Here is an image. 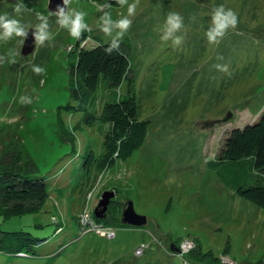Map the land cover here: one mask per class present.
I'll use <instances>...</instances> for the list:
<instances>
[{
	"label": "rangeland",
	"instance_id": "374dc122",
	"mask_svg": "<svg viewBox=\"0 0 264 264\" xmlns=\"http://www.w3.org/2000/svg\"><path fill=\"white\" fill-rule=\"evenodd\" d=\"M18 2L0 0V15L19 20L26 30L40 23L39 15L46 16L54 39L42 46L35 42L27 56L21 53L24 38L0 41V132L14 133L32 156L37 173L46 177L49 197L35 213L0 212V246L22 236L43 240L29 242L27 256L0 250V264H183L186 256L170 245L195 237L219 264L264 263V209L224 187L205 165L226 131L255 121L262 111L264 0H139L123 39L130 46L137 116L149 121L147 135L130 158L92 177L88 187L80 184L78 169L87 145L101 151L102 124L72 131L79 114L58 108L69 98L66 66L77 39L53 13L24 5L17 14ZM96 4L101 0H71L68 6L87 13L92 30L82 42L86 47L97 44L95 37L110 41L98 27ZM219 5L235 11L238 24L213 45L205 32ZM106 11L118 19L127 6ZM170 12L180 13L185 25L178 33L184 42L175 48L160 40ZM218 63L227 64L228 73L217 70ZM34 65L45 73L35 74ZM23 95L32 103L21 104ZM113 185L118 197L131 200L135 212L146 216L145 226L103 227L95 221L100 194ZM85 217H91L89 223ZM3 234L16 237L2 240Z\"/></svg>",
	"mask_w": 264,
	"mask_h": 264
},
{
	"label": "trees",
	"instance_id": "16d2710c",
	"mask_svg": "<svg viewBox=\"0 0 264 264\" xmlns=\"http://www.w3.org/2000/svg\"><path fill=\"white\" fill-rule=\"evenodd\" d=\"M19 2L36 13L49 12L47 0ZM108 2L112 7H119L115 0ZM101 3H105V0H101ZM87 36L86 31L68 52L70 58L67 60L66 69L69 98L58 107L64 112L79 114L72 131L84 126L93 127L97 122L102 124L104 137L101 151L96 154L87 145L78 169L77 178L86 187L90 185L92 177H97L114 167L117 162L130 158L144 143L149 124L148 120H140L137 116L135 80L131 73L128 40L122 39L120 53L113 51L108 55L104 49L110 41L105 42L95 37L97 44L86 47L82 42ZM103 126H106L105 130ZM68 141L74 143L71 138ZM205 165L215 173L224 187L234 190L241 198L264 209V98L258 119L226 131L214 157L205 161ZM37 169L34 159L26 153L18 139H15V134L0 132V212L12 216L41 210L49 197V190L46 177L37 173ZM106 188L113 189L117 196L111 199L103 218L93 217L103 227H112L115 224L125 226L120 218L126 200L118 197L116 185ZM116 210L120 213L119 216L115 215ZM8 235L3 234L2 240L16 237ZM22 237L2 244L0 250L27 256L32 246L27 247L29 242L43 241L40 238ZM181 241H176L175 244H180ZM190 241L192 247L183 254L186 256L183 260L190 264L220 263V259L211 250L201 249L197 237ZM228 249L227 245L225 253ZM253 264L264 263L257 261Z\"/></svg>",
	"mask_w": 264,
	"mask_h": 264
},
{
	"label": "clouds",
	"instance_id": "9594fccd",
	"mask_svg": "<svg viewBox=\"0 0 264 264\" xmlns=\"http://www.w3.org/2000/svg\"><path fill=\"white\" fill-rule=\"evenodd\" d=\"M116 4L120 7L127 6V14H121L118 19H113L111 12L106 11L110 9L112 4L105 0L103 4H96V10L101 13L99 16V29L108 37L110 43L104 49L105 53L111 55L113 51L120 53V45L124 35L128 32L132 24V18L137 14L139 0H115ZM71 0H62L61 4L57 5L55 15L57 16V23L61 28L67 29L69 34L76 39L82 37L84 32H90L92 29L85 22L87 13L82 10L71 9ZM24 4L18 2L14 11L19 14L24 9ZM40 23L35 26L32 36L38 45H44L46 41L54 39V34L49 30L48 18L39 15ZM194 19V18H193ZM238 24V17L235 11L230 8H225L224 5L215 7L211 13L210 26L205 32V36L209 44L218 45L225 37L229 29H236ZM185 31L183 17L178 12L168 13L163 27L161 29L160 40L162 42H171L172 46L179 47L183 44L185 36L178 34ZM13 36L27 38L28 31L25 26L17 19L8 18L7 14L0 15V41L7 42ZM122 54V53H121ZM217 60H222L223 57L217 55ZM4 57H0V62ZM15 62V61H13ZM214 67L221 71L228 73L227 64H216ZM33 72L37 75L45 73V69L40 66H33ZM34 91V90H33ZM19 102L21 104H31L32 99L30 96H20ZM179 248V247H178ZM180 250V249H179Z\"/></svg>",
	"mask_w": 264,
	"mask_h": 264
},
{
	"label": "water",
	"instance_id": "95a60500",
	"mask_svg": "<svg viewBox=\"0 0 264 264\" xmlns=\"http://www.w3.org/2000/svg\"><path fill=\"white\" fill-rule=\"evenodd\" d=\"M62 0H47V10L50 13H55L58 4H61ZM34 27L28 28V36L24 38L21 45V53L25 56L31 54L35 48V40L32 36V32L34 31ZM115 198V191L113 189L103 190L100 194V197L93 209V215L96 218H103L106 214V210L111 199ZM120 221L122 224L131 225L135 227H143L147 223V218L145 215L138 214L135 212L133 203L131 200H127L124 202L121 211ZM170 249L174 253H180V250L174 244L170 245Z\"/></svg>",
	"mask_w": 264,
	"mask_h": 264
},
{
	"label": "built area",
	"instance_id": "2783aa9c",
	"mask_svg": "<svg viewBox=\"0 0 264 264\" xmlns=\"http://www.w3.org/2000/svg\"><path fill=\"white\" fill-rule=\"evenodd\" d=\"M90 218L91 217H85V224L86 223H89L90 222ZM103 228V227H102ZM91 229H89V231H90ZM103 232L104 233H107V234H112V236H113V232L110 230V229H108V228H104L103 229ZM100 235H102V234H100ZM103 236H105V234H103ZM106 236H108V235H106ZM111 236V237H112ZM192 247V243L189 241V240H183L181 243H180V246H179V249H180V254L182 253V256H183V254L189 249V248H191ZM21 255H25V253H20ZM229 263L230 264H235L234 262H232V261H229ZM183 264H190V263H188L186 260H183Z\"/></svg>",
	"mask_w": 264,
	"mask_h": 264
},
{
	"label": "flooded vegetation",
	"instance_id": "af4514ba",
	"mask_svg": "<svg viewBox=\"0 0 264 264\" xmlns=\"http://www.w3.org/2000/svg\"><path fill=\"white\" fill-rule=\"evenodd\" d=\"M117 196V193L115 192V197ZM172 244H174V243H172ZM175 246H176V244H174ZM178 245V244H177Z\"/></svg>",
	"mask_w": 264,
	"mask_h": 264
}]
</instances>
